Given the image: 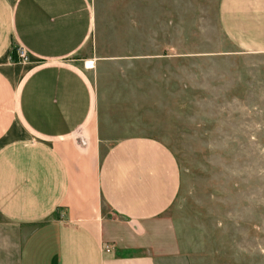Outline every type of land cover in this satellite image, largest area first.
I'll return each mask as SVG.
<instances>
[{
    "label": "crops",
    "instance_id": "0c3cea01",
    "mask_svg": "<svg viewBox=\"0 0 264 264\" xmlns=\"http://www.w3.org/2000/svg\"><path fill=\"white\" fill-rule=\"evenodd\" d=\"M216 4L230 45L264 53V0ZM140 8L145 21L124 13V27L150 25ZM96 21L90 0H0V222L11 230L0 264H197L168 213L181 186L174 153L135 128L153 124L140 113L156 108L151 56L113 58L136 64L128 85L92 78L93 60L72 57Z\"/></svg>",
    "mask_w": 264,
    "mask_h": 264
},
{
    "label": "rangeland",
    "instance_id": "374dc122",
    "mask_svg": "<svg viewBox=\"0 0 264 264\" xmlns=\"http://www.w3.org/2000/svg\"><path fill=\"white\" fill-rule=\"evenodd\" d=\"M90 1L97 27L72 59H92V78L112 88L128 85L136 65L114 57L151 56L156 108L140 113L153 124L135 128L174 153L181 186L168 213L197 264H264V53L230 45L217 0ZM145 4L150 25L124 27L145 21ZM8 229L0 222V241Z\"/></svg>",
    "mask_w": 264,
    "mask_h": 264
},
{
    "label": "built area",
    "instance_id": "2783aa9c",
    "mask_svg": "<svg viewBox=\"0 0 264 264\" xmlns=\"http://www.w3.org/2000/svg\"><path fill=\"white\" fill-rule=\"evenodd\" d=\"M15 53L20 60L27 61L29 59L27 53H25L24 50L20 47L16 49Z\"/></svg>",
    "mask_w": 264,
    "mask_h": 264
},
{
    "label": "bare ground",
    "instance_id": "6f19581e",
    "mask_svg": "<svg viewBox=\"0 0 264 264\" xmlns=\"http://www.w3.org/2000/svg\"><path fill=\"white\" fill-rule=\"evenodd\" d=\"M87 66H92V61L87 62Z\"/></svg>",
    "mask_w": 264,
    "mask_h": 264
}]
</instances>
